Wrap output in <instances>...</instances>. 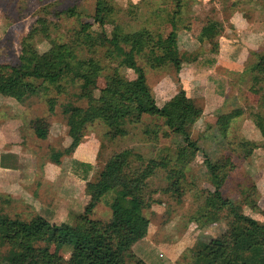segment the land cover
<instances>
[{
    "label": "rangeland",
    "instance_id": "rangeland-1",
    "mask_svg": "<svg viewBox=\"0 0 264 264\" xmlns=\"http://www.w3.org/2000/svg\"><path fill=\"white\" fill-rule=\"evenodd\" d=\"M106 1L109 11L100 26L94 21L95 0H0V66L17 65L26 41L43 55L48 54L52 43H58L73 48L76 60L90 56L97 60L102 67L98 88L114 72L123 80H133L136 72L120 62V56L102 40L101 32L110 36L113 30L128 34L143 28L156 40L166 36L174 20L182 59L179 70L169 62L151 66L146 51L136 56V61L144 69L154 106L163 105L183 90L201 107L200 116L188 126L189 136L199 149L190 156L184 140L167 128L161 117L149 114L142 115L138 122L125 123V133L116 136L108 133L101 119L90 121L81 132L69 129L61 112L64 104L87 106L86 100L75 96L79 83L72 82L69 75L60 81V90L44 83L40 93L22 101L8 96L6 84L0 81V149H12L17 154L0 153V215L26 224L54 218L56 223L84 226L87 181L96 178L109 156L129 150L125 172H139L150 159L166 161L167 167H156L146 180L151 198L144 209L150 221L148 232L131 247L127 264H182L190 260L199 241L218 236L229 225L226 209L219 211L214 221L200 220L204 200L216 189L204 155L211 160L228 159V165L219 172L222 197L240 213L264 221V136L256 125L257 116H264V72L258 73L259 69L253 67L264 56V34H256L261 30L255 25L251 26L255 34L243 31L249 24L243 22L251 21L246 0ZM253 4L261 9L264 0H254ZM233 7L246 10L242 11V23L229 21ZM39 18L48 22L49 37L36 32L28 39L27 34L38 25ZM85 23L90 27L83 31ZM242 50L244 56L240 55ZM254 75L260 76L259 81H254ZM27 81L40 83L35 79ZM49 98L54 99L53 112L48 110ZM233 109H240L241 114L220 136L216 118ZM37 129L45 130V136H38ZM75 136L79 138L78 146L71 154L63 153ZM54 152L62 153L58 162L52 158ZM32 156L36 161H31ZM50 161L56 165L45 176L55 174L63 184L61 194L54 196L46 184L37 180L42 174L44 177L43 163ZM78 162L91 165L86 179L75 173H83ZM184 162L180 190L171 191L169 169ZM18 175L25 179L23 182H32L29 190L18 185ZM8 179L11 181L5 183ZM110 200V193L102 196L90 218L107 221ZM52 208L55 215L46 212ZM70 251L71 247L65 246L59 253L67 258ZM11 253L0 232V264H6Z\"/></svg>",
    "mask_w": 264,
    "mask_h": 264
},
{
    "label": "trees",
    "instance_id": "trees-1",
    "mask_svg": "<svg viewBox=\"0 0 264 264\" xmlns=\"http://www.w3.org/2000/svg\"><path fill=\"white\" fill-rule=\"evenodd\" d=\"M108 11L106 0H95L94 21L103 26L104 15ZM37 24L27 34V38L32 39L36 32L48 38L49 25L46 19H37ZM89 25L82 24V30L89 29ZM171 27L166 36L157 37L156 40H153L149 30L143 28L128 34L113 30L110 36L101 32L102 40L120 56V62L136 72L133 80H123L114 72L98 88L97 79L102 67L94 57L76 60L73 48L58 43H52L48 54L43 55L37 52L30 41H26L17 65L0 66L3 72L0 73V81L6 84L8 96L22 101L40 93L45 87L44 83L55 85L60 90V81L69 75L72 82L79 83L75 96L86 100L87 105L82 107L72 102L64 104L61 112L69 129L81 132L90 121L101 119L108 126V133L116 136L125 133V123L138 122L144 114L155 115L161 117L167 128L184 140L192 156L199 148L197 142L190 138L188 126L200 116L201 107L183 90H179L163 105L154 106V97L144 69L136 61V56L146 51L151 66L169 62L178 71L182 59L174 20L171 21ZM123 45L128 48L124 49ZM260 61L253 66L259 69L258 73L264 72V56ZM6 68L7 71L4 70ZM259 78V75L253 77L254 81H259ZM28 79L40 80V83L35 84ZM261 96L264 107V92ZM47 102L49 112H53L54 99L49 98ZM240 114V109H233L217 116L215 124L220 136L226 133L230 121ZM256 120L264 136V116L258 115ZM36 132L40 137L46 133L41 129ZM78 143L79 138L75 136L63 153L69 154ZM61 154L52 153L54 161L58 162ZM129 154V150L112 154L105 160L96 178L87 181L85 190L89 199L81 218L85 223L80 228L47 220H34L26 224L0 215L2 239L12 251L6 264H127L126 257H129L131 247L148 232L150 221L144 209L149 207L151 198L147 193L146 180L156 167H167L166 161L150 159L139 172H125ZM204 156L205 166L216 189L204 200L199 211L200 220L214 221L218 212L226 209L230 216L229 225L218 236L199 241L192 250L190 260L182 264H264V221L240 213L222 197L218 190L222 183L219 172L228 165V159L211 160ZM79 164L84 172L82 178L86 179L91 165L84 162ZM184 167L185 162L169 169L171 191L180 190ZM109 193L110 218L107 221L90 218L91 211L101 197ZM65 246L71 247L67 258L59 253Z\"/></svg>",
    "mask_w": 264,
    "mask_h": 264
},
{
    "label": "crops",
    "instance_id": "crops-1",
    "mask_svg": "<svg viewBox=\"0 0 264 264\" xmlns=\"http://www.w3.org/2000/svg\"><path fill=\"white\" fill-rule=\"evenodd\" d=\"M253 1L254 0H246L245 2H246V4L247 5H249L248 6V11L250 10L251 11V16H250V22H243V24H248V26H246L245 28H243V31L244 32H246V34H255V33H253V30L255 29V28H251V26H253V25H255L254 27H256V26H260L259 28H260V30H261V33H256V34H264V30H263V26H264V7H262L261 9H258V8H256L255 7V4H253ZM231 12H230V15H229V21L231 22V23H233V24H236V22H240V21H242L243 19H242V17H243V14L244 13H242V11H244V12H246V10H244V7H242V9H239V8H235L234 9V7L230 10ZM233 19H235L236 20V22L233 20ZM246 19H248V18H245V20ZM240 23H242V22H240ZM252 40H253V36H249ZM263 38V36H260V39H262ZM250 49V48H249ZM243 52H245V51H241L240 52V55L241 56H244V54H243ZM219 60V59H218ZM78 146V145H77ZM76 146V147H77ZM75 147V148H76ZM1 148V147H0ZM75 148H74V150H75ZM73 150V151H74ZM5 152V151H7V152H5V153H10L11 155H15L16 154V152L15 151H13L12 149H9V150H2V149H0V153L1 152ZM72 151V152H73ZM72 152H70V154L72 153ZM17 155V154H16ZM33 155V154H32ZM33 158L31 159V161H36V158H35V156H32ZM55 163H53V162H44L43 163V166H42V168H44V177H43V174H42V177H40V178H38L37 180H38V182L41 184V183H44V184H46L47 185V187L50 189V191H51V194H52V196H54V195H58V194H61V187H62V189H63V184H61L62 183V181H60V178L59 177H57L55 174H53L52 175V177H46L45 176V174L48 172V171H50L49 169H52V168H54L55 167ZM76 165V164H75ZM78 165H80L79 164V162H78ZM81 166V165H80ZM2 168L3 167H0V170H2ZM42 171V173H43V170H41ZM31 171H29V173H30ZM75 172V171H74ZM82 172H83V170H82ZM75 173H79L80 175H79V177L83 180V178H82V176H83V174H84V172L83 173H81V172H78V171H76ZM25 175V174H24ZM20 176L22 177V175H18V178H19V182H21V184L19 183L18 185H21L23 188H25L26 190L28 189H30V184L32 183V182H23L25 179H20ZM11 180H14L13 178H11ZM10 179H8V180H6V181H4L5 183H7V182H10L11 181ZM18 181V180H17ZM16 181V182H17ZM23 182V183H22ZM38 183V184H39ZM60 185V186H59ZM54 186H55V188H54ZM22 187H20V188H22ZM35 187H39V185H37V186H35L34 185V188ZM31 191V190H30ZM88 199H89V197L87 196V199H86V203H87V201H88ZM86 203H85V205H86ZM45 209H49V208H45ZM46 212L48 213V214H54L55 213V210L53 211V208H52V210H46ZM55 215V214H54ZM45 220H47V221H49V222H54V223H56L54 220V218H53V220H48L47 218H45Z\"/></svg>",
    "mask_w": 264,
    "mask_h": 264
}]
</instances>
